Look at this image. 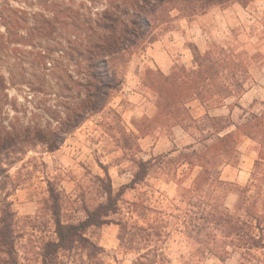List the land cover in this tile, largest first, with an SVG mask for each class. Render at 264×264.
<instances>
[{"label":"rangeland","instance_id":"1","mask_svg":"<svg viewBox=\"0 0 264 264\" xmlns=\"http://www.w3.org/2000/svg\"><path fill=\"white\" fill-rule=\"evenodd\" d=\"M62 1L65 0H0V13L4 17L17 15L28 19V24L17 30L25 35L33 23L38 24V18H33L34 13H41L43 9ZM75 1L78 3L81 0ZM95 1L99 3L101 0ZM72 6V9L76 7ZM97 9H100L99 5ZM167 12L168 9H165V16H157L152 33L145 40L119 59L111 61L121 84L111 95L105 109L86 117L78 128L65 136L59 150L48 152L38 142L18 145L16 148L21 152L14 151L0 164V209L11 203L12 211H16L13 218L15 252L6 264H12L11 260L15 264H42L41 256L46 243L56 241L51 195L57 203L56 215L60 221L77 224L85 218V208L92 210L106 201L109 189L112 190L113 200L122 191L117 202L119 210L116 215L107 218L108 223L85 230V237L93 247L82 242L71 251H59L55 257L48 256L50 264H239L237 253L225 261L213 255L202 257L193 253L190 240L196 235L187 237L184 234L182 218L169 219L175 226L169 227L167 236L160 241L147 238L137 244L134 241L139 240H131L128 235V231H133L131 226H146L156 217L144 214V211L138 215L132 212L130 204L133 202L165 213L179 214L174 207L183 205L178 203L177 194L181 188L191 186L198 168L180 165L182 158L178 155L186 153L184 148L189 145L199 150L200 145L196 142L201 139V133H212L211 129L203 127L204 132H200L199 128L213 122L218 125L226 122L241 125L242 110L249 113L264 110V0L245 1L243 5L236 1L214 4L203 13L196 14L172 10L166 16ZM66 17L70 14L61 15V21L58 19L55 22L50 40L42 37L38 41L40 48L9 44L7 51L2 53L5 56L4 73L7 77V72L10 73V85L6 90L8 100L4 109L9 125L16 128L18 125L47 127L49 123L54 127L57 124L51 117L61 110L59 106L71 102L68 74L73 72V64L68 60L71 40L67 26L69 19ZM184 21H201V32L198 33L202 49L198 50L187 41L185 45L191 50V64L185 67L181 62H175L165 80L156 70L146 71L143 85H137L136 90L150 103L146 101L142 105L145 107L143 111L136 109L140 102H137L138 96L136 100H129L119 95L122 84L130 79L129 62L138 59L141 51L158 33L180 29ZM3 32L0 26V33ZM47 46L50 51L44 67L36 54ZM195 50L201 55L206 54L213 64L211 72L214 74H207V77L212 74L209 83L213 87L201 92L202 97H206L204 103L195 99L190 86L195 78H184L199 69V62L193 54ZM203 65L205 68L209 64L204 61ZM186 81L188 85L185 86L183 83ZM223 81L232 84L234 81L241 82L243 94L221 93L223 98L230 97L213 102L217 94L215 86ZM210 95L213 96L208 98ZM194 100L203 106L205 114H202V109L195 110L189 106ZM153 107L155 113L149 117ZM206 114L210 120L206 119ZM175 126H181L182 131L173 129ZM232 131H235L234 126L224 132ZM144 137L148 138L146 142L138 141ZM159 137L161 140L157 148L151 150L152 142ZM237 140V160L221 167V179L244 186L253 171L258 146L243 134H237ZM140 162H149L146 170L138 167ZM135 177L144 179L134 183ZM17 190L22 191L23 202L30 204L28 211L31 214L28 216L14 205L13 195ZM15 199L16 204H20L19 198ZM173 199H176L174 206L170 204ZM235 200V194L229 193L226 206L232 207ZM58 209H61L60 212ZM11 220V217L8 218V223ZM121 221L127 222L126 230L121 229ZM156 246V254L150 253L147 258L138 261L137 248L144 253Z\"/></svg>","mask_w":264,"mask_h":264},{"label":"trees","instance_id":"2","mask_svg":"<svg viewBox=\"0 0 264 264\" xmlns=\"http://www.w3.org/2000/svg\"><path fill=\"white\" fill-rule=\"evenodd\" d=\"M236 1L243 5L250 0H65L56 3L49 9H43L41 13H34L33 18H38V24L33 26L25 35L17 32L22 30L28 23V19H22L15 15L4 17L0 13V26L4 32L0 33V164L7 160L14 151H19L16 146L41 143L48 152H55L62 146L65 136L72 133L86 119V117L96 114L107 106L111 95L117 91L121 84L112 68L111 61L119 59L125 55L130 48H134L139 42L146 39L152 33L151 28L157 16H165V9L176 10L179 13L196 12L203 13L207 7L214 4L229 3ZM7 4V3H6ZM53 4V3H50ZM61 4V5H60ZM76 5L72 9V5ZM97 5L100 9H97ZM2 9V8H1ZM70 14L67 24L70 37L71 48L69 51V61L72 62L73 72L68 74L69 88L71 92V102L67 105L59 106L61 110L55 117H51L57 125L47 127L28 125H18L16 128L9 125L8 114L4 112L6 107V90L10 85L9 77L4 73V55L9 44L29 45L38 48L39 40L42 37H51L55 22L60 20L61 15ZM198 14V13H197ZM37 20V19H35ZM61 21V20H60ZM44 31V32H42ZM50 40V39H49ZM40 48V47H39ZM49 48H41L36 56L40 59L42 66L49 54ZM47 50V51H46ZM195 60H198V68L193 75H186L185 80L194 77L192 83L195 99L204 103L202 91H208V87H213L209 83L213 73V64L205 55H201L195 50ZM208 62V67L204 68L203 62ZM148 71V70H147ZM214 74V73H213ZM164 80L167 76L161 75ZM185 86L188 82L183 83ZM217 94L213 102H221V93L237 92L243 94L241 82L227 83L223 81L215 86ZM198 91V93H197ZM210 91V89H209ZM219 92V93H218ZM213 93V92H212ZM210 95L208 98H211ZM210 100V99H209ZM244 116L243 123L233 124L226 122L218 125L216 122L203 125L198 129L204 132L203 127L211 129L212 133H201V139L196 143L200 149H194L193 145L184 148L178 156L182 158L180 165H187L188 168H198L189 188H181L177 194L178 203L183 207H174V213H165L157 209H151L135 202L130 204L132 212L156 215L155 219L144 225H133L128 231L130 239H138L139 244L147 238H156L160 241L168 234L169 227L174 224L169 219H181L184 234L191 238L190 245L193 253L200 256L213 255L220 261H225L232 254L240 256L239 264H264V110L258 113H249L242 110ZM206 119L210 117L206 114ZM215 120V119H214ZM230 126L235 127V131L225 133ZM237 134H243L251 138L258 146L257 158L253 165V171L246 185H236L221 179V167L229 165L237 160ZM149 162H140L139 168L143 170ZM144 170V171H145ZM147 175L144 173V177ZM144 178L135 177L134 183L143 181ZM99 180V179H98ZM123 189V188H121ZM120 189V190H121ZM234 193L236 200L232 207L225 204L227 195ZM51 195V191L49 192ZM119 197L122 191L118 193ZM51 208L53 216L54 234L56 241L46 243L42 264H50L48 256L55 257L59 251H71L82 242L89 243L85 237V230L90 227H98L109 222L110 215H116L119 207L118 198H112V190L106 191V201L92 210L85 208V218L77 224L62 223L56 214L57 203ZM174 200L170 202L174 206ZM61 210V209H60ZM58 209V212H60ZM14 214L11 203L6 208L0 209V263L6 264L11 259L14 251ZM11 222L8 223V218ZM127 222L121 221V229L126 230ZM136 231V232H135ZM122 239V237L120 238ZM12 242V246H11ZM156 243V242H155ZM141 253L137 248L138 261L147 258L150 253L156 254L158 248ZM10 263L15 264L13 260Z\"/></svg>","mask_w":264,"mask_h":264},{"label":"crops","instance_id":"3","mask_svg":"<svg viewBox=\"0 0 264 264\" xmlns=\"http://www.w3.org/2000/svg\"><path fill=\"white\" fill-rule=\"evenodd\" d=\"M202 18V17H201ZM200 20V18H199ZM181 25L180 29H174L165 33H158L156 38L150 42V44L141 51V55H138V59L130 61L128 64V69L130 72V79L126 81L125 84H122V88L119 91V95L122 98H128L129 100H136L138 96L140 102H138V107L136 109L144 110L142 106L147 100V97L143 96L140 91L136 90L137 85H143L144 79L143 75L147 70H156L163 76H168L173 68L175 62H181L185 67H188L191 64V50L185 45L187 41L191 42L195 48L198 50L202 49V44L200 42V35L198 32H201V21L188 22ZM120 98V97H119ZM189 106L192 109L198 110L202 109V114H205L203 106L197 101H192ZM155 107L151 113L148 114L149 117L154 115ZM140 111V112H141ZM150 112V111H149ZM142 115V113H140ZM198 116V115H197ZM194 119L197 117H193ZM179 128L182 131L181 126H175L173 129ZM147 137L139 138L138 141L146 142ZM161 138L154 140L151 144V150H155L160 142ZM21 192L18 195V192ZM17 193V194H16ZM21 190H17L13 197H18L20 204L15 206L20 210L21 213L30 215L29 209L30 204L23 202V195ZM16 214V211H14ZM33 214V213H32Z\"/></svg>","mask_w":264,"mask_h":264}]
</instances>
